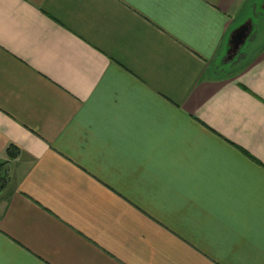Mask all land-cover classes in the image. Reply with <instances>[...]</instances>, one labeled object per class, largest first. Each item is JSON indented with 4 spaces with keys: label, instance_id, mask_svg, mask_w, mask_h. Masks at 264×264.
<instances>
[{
    "label": "crops",
    "instance_id": "1",
    "mask_svg": "<svg viewBox=\"0 0 264 264\" xmlns=\"http://www.w3.org/2000/svg\"><path fill=\"white\" fill-rule=\"evenodd\" d=\"M0 264H264V0H0Z\"/></svg>",
    "mask_w": 264,
    "mask_h": 264
},
{
    "label": "water",
    "instance_id": "2",
    "mask_svg": "<svg viewBox=\"0 0 264 264\" xmlns=\"http://www.w3.org/2000/svg\"><path fill=\"white\" fill-rule=\"evenodd\" d=\"M251 25L252 23L244 25L232 35L230 40V50L228 51L230 59H233L237 55L241 46L245 45L246 41L251 36L252 33L249 32Z\"/></svg>",
    "mask_w": 264,
    "mask_h": 264
},
{
    "label": "trees",
    "instance_id": "3",
    "mask_svg": "<svg viewBox=\"0 0 264 264\" xmlns=\"http://www.w3.org/2000/svg\"><path fill=\"white\" fill-rule=\"evenodd\" d=\"M11 149V148H10Z\"/></svg>",
    "mask_w": 264,
    "mask_h": 264
}]
</instances>
